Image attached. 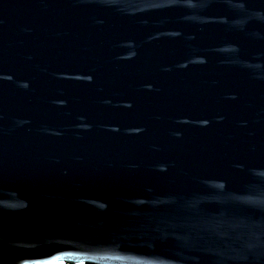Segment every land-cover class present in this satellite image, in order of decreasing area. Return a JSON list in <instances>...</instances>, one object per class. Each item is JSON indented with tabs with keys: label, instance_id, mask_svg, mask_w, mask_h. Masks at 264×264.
Masks as SVG:
<instances>
[{
	"label": "water",
	"instance_id": "1",
	"mask_svg": "<svg viewBox=\"0 0 264 264\" xmlns=\"http://www.w3.org/2000/svg\"><path fill=\"white\" fill-rule=\"evenodd\" d=\"M264 264V0H0V264Z\"/></svg>",
	"mask_w": 264,
	"mask_h": 264
},
{
	"label": "rangeland",
	"instance_id": "2",
	"mask_svg": "<svg viewBox=\"0 0 264 264\" xmlns=\"http://www.w3.org/2000/svg\"><path fill=\"white\" fill-rule=\"evenodd\" d=\"M61 264V263H60Z\"/></svg>",
	"mask_w": 264,
	"mask_h": 264
}]
</instances>
